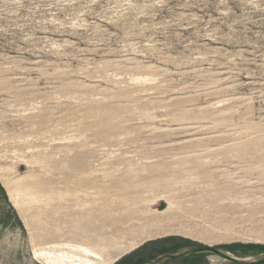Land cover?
Listing matches in <instances>:
<instances>
[{
    "label": "rangeland",
    "instance_id": "1",
    "mask_svg": "<svg viewBox=\"0 0 264 264\" xmlns=\"http://www.w3.org/2000/svg\"><path fill=\"white\" fill-rule=\"evenodd\" d=\"M0 175V264L264 252V0H0Z\"/></svg>",
    "mask_w": 264,
    "mask_h": 264
},
{
    "label": "water",
    "instance_id": "2",
    "mask_svg": "<svg viewBox=\"0 0 264 264\" xmlns=\"http://www.w3.org/2000/svg\"><path fill=\"white\" fill-rule=\"evenodd\" d=\"M215 255L234 264H262L264 263V252L251 256H239L231 253L223 247L216 246H184L171 251L164 252L139 264H162L168 260L186 258L194 255Z\"/></svg>",
    "mask_w": 264,
    "mask_h": 264
},
{
    "label": "bare ground",
    "instance_id": "3",
    "mask_svg": "<svg viewBox=\"0 0 264 264\" xmlns=\"http://www.w3.org/2000/svg\"><path fill=\"white\" fill-rule=\"evenodd\" d=\"M223 101H224V99L223 100L219 99L215 104L216 105L220 104ZM199 127H201V126H197V127L196 126H183V127H181V129H184L186 131L187 130L188 131H196ZM200 130H201V128H200ZM210 137H212V136L210 135ZM214 150H216V149H214ZM0 177L2 178V175H0ZM15 202L17 203V201H15ZM36 255L43 257L45 259V263H47V264H81V263H76L75 261H73L72 256L66 258V256H64V255L60 256L53 251H40V252H37ZM95 264H98V263L96 262Z\"/></svg>",
    "mask_w": 264,
    "mask_h": 264
},
{
    "label": "trees",
    "instance_id": "4",
    "mask_svg": "<svg viewBox=\"0 0 264 264\" xmlns=\"http://www.w3.org/2000/svg\"><path fill=\"white\" fill-rule=\"evenodd\" d=\"M174 250V249H173ZM263 264V263H262Z\"/></svg>",
    "mask_w": 264,
    "mask_h": 264
}]
</instances>
